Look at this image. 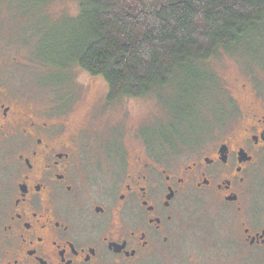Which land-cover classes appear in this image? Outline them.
Instances as JSON below:
<instances>
[{
	"label": "flooded vegetation",
	"instance_id": "af4514ba",
	"mask_svg": "<svg viewBox=\"0 0 264 264\" xmlns=\"http://www.w3.org/2000/svg\"><path fill=\"white\" fill-rule=\"evenodd\" d=\"M249 87L239 115L165 154L120 145L87 168L82 130L13 92L0 61V264H264V95Z\"/></svg>",
	"mask_w": 264,
	"mask_h": 264
},
{
	"label": "rangeland",
	"instance_id": "374dc122",
	"mask_svg": "<svg viewBox=\"0 0 264 264\" xmlns=\"http://www.w3.org/2000/svg\"><path fill=\"white\" fill-rule=\"evenodd\" d=\"M79 13L80 0H0V61L13 92L36 108L57 109L82 130L87 168L104 166L121 147L124 154L136 146L163 155L203 128L211 129L212 121L222 125L239 115L242 105L232 97L245 96L244 83L251 86L246 96H254L251 89L264 95L260 28L235 52L222 49L205 64L179 72L165 93L108 100L109 85L102 77L75 64L59 70L70 62V47L79 41ZM163 261L183 264L181 259Z\"/></svg>",
	"mask_w": 264,
	"mask_h": 264
},
{
	"label": "trees",
	"instance_id": "16d2710c",
	"mask_svg": "<svg viewBox=\"0 0 264 264\" xmlns=\"http://www.w3.org/2000/svg\"><path fill=\"white\" fill-rule=\"evenodd\" d=\"M79 14V41L59 70L102 77L111 100L165 93L179 72L264 28V0H80Z\"/></svg>",
	"mask_w": 264,
	"mask_h": 264
}]
</instances>
